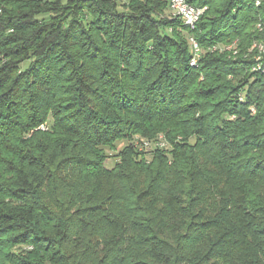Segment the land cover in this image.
I'll list each match as a JSON object with an SVG mask.
<instances>
[{
	"label": "trees",
	"instance_id": "16d2710c",
	"mask_svg": "<svg viewBox=\"0 0 264 264\" xmlns=\"http://www.w3.org/2000/svg\"><path fill=\"white\" fill-rule=\"evenodd\" d=\"M187 1L0 0V264H264V0Z\"/></svg>",
	"mask_w": 264,
	"mask_h": 264
},
{
	"label": "built area",
	"instance_id": "2783aa9c",
	"mask_svg": "<svg viewBox=\"0 0 264 264\" xmlns=\"http://www.w3.org/2000/svg\"><path fill=\"white\" fill-rule=\"evenodd\" d=\"M169 4L178 5V14H171L172 17H179L185 25L189 27V21L191 16H194L195 10L202 9H194L191 6H187L185 0H168ZM189 44L191 50L192 62H197V51H198V43H195L193 36H189ZM218 46H213L212 49H216ZM219 49H226V44L219 46ZM261 66H264V61H260ZM139 149H143L145 151H150L154 147H166L167 142H137V140L132 141Z\"/></svg>",
	"mask_w": 264,
	"mask_h": 264
},
{
	"label": "bare ground",
	"instance_id": "6f19581e",
	"mask_svg": "<svg viewBox=\"0 0 264 264\" xmlns=\"http://www.w3.org/2000/svg\"><path fill=\"white\" fill-rule=\"evenodd\" d=\"M186 3H187V6H191V8H194V9H202V8H198V7H195L194 5L190 4L187 0H185ZM259 3V0H256V4ZM169 8H170V11H171V14H178V5H175V4H169ZM203 10V9H202ZM202 10H195V13H194V16H191V19L189 21V27L190 28H193L196 21L198 20V18L200 17V14L202 13ZM257 28L259 30H262L264 29V24H262L261 22H258L257 23ZM194 38V37H193ZM195 43H198L196 41V39H194ZM231 46L230 45H227L226 46V49L230 48ZM254 48H256L258 50V53L256 54L255 56V63H254V67H253V70H262L264 71V66H261V63L260 61H264L262 58H261V55L260 53L262 51H264V42H261V43H254V45L252 46ZM224 50V49H222ZM201 47L200 45L198 44V51H197V59L200 57L201 55ZM190 64H195L196 62H192V57L190 59ZM137 142H165V139L163 137L162 134H158L156 137L152 138V139H149V138H141V139H136Z\"/></svg>",
	"mask_w": 264,
	"mask_h": 264
},
{
	"label": "rangeland",
	"instance_id": "374dc122",
	"mask_svg": "<svg viewBox=\"0 0 264 264\" xmlns=\"http://www.w3.org/2000/svg\"><path fill=\"white\" fill-rule=\"evenodd\" d=\"M121 1L123 2L124 0H121ZM170 14H171V13H170L169 9H167V10H166V15H167V16H171ZM221 46H222V45H221ZM226 46H227V45H226ZM190 59H191V58H190ZM190 59H189V62H190ZM252 110H253V109H252ZM50 121H51V118H49L48 122H50ZM47 128H48V126H47L46 124H41V125L39 126V129H41V130H45V129H47ZM135 138H136V139H141V138H144V137H142V135L136 133V134H134V135L132 136L131 141L135 140ZM144 139H145V138H144ZM127 141H129V140H121V141L117 142V143H116V150L119 149L121 146H123L125 143H127ZM116 150H112V149H109V148H105L106 154L108 155V158H107V161H106V165H108V166H112V165H113V162H114V160H115V158H116V156H115Z\"/></svg>",
	"mask_w": 264,
	"mask_h": 264
}]
</instances>
